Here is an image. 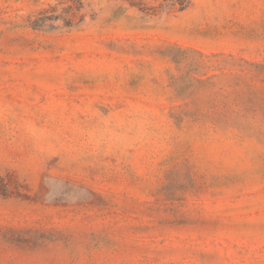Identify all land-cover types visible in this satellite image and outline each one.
Returning <instances> with one entry per match:
<instances>
[{
	"label": "rangeland",
	"instance_id": "1",
	"mask_svg": "<svg viewBox=\"0 0 264 264\" xmlns=\"http://www.w3.org/2000/svg\"><path fill=\"white\" fill-rule=\"evenodd\" d=\"M0 264H264V0H0Z\"/></svg>",
	"mask_w": 264,
	"mask_h": 264
},
{
	"label": "trees",
	"instance_id": "2",
	"mask_svg": "<svg viewBox=\"0 0 264 264\" xmlns=\"http://www.w3.org/2000/svg\"><path fill=\"white\" fill-rule=\"evenodd\" d=\"M165 2L177 3L180 10H184L190 3V0H164Z\"/></svg>",
	"mask_w": 264,
	"mask_h": 264
}]
</instances>
